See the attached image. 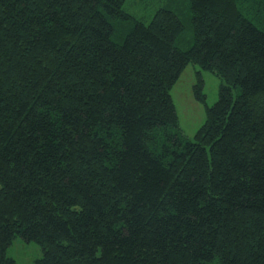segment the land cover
<instances>
[{"label":"trees","instance_id":"obj_1","mask_svg":"<svg viewBox=\"0 0 264 264\" xmlns=\"http://www.w3.org/2000/svg\"><path fill=\"white\" fill-rule=\"evenodd\" d=\"M0 0V264H264V0ZM221 79L192 139L170 89ZM197 73L196 97L205 100Z\"/></svg>","mask_w":264,"mask_h":264},{"label":"rangeland","instance_id":"obj_2","mask_svg":"<svg viewBox=\"0 0 264 264\" xmlns=\"http://www.w3.org/2000/svg\"><path fill=\"white\" fill-rule=\"evenodd\" d=\"M159 6L171 8L182 18L185 28L177 44L187 48L193 40L189 0H127L125 4L128 12L135 17L145 16L146 18H150L154 9ZM198 72L203 80L204 101L196 97L195 84ZM220 83L221 79L212 72L201 68L199 64L189 63L172 85L170 95L178 115L179 125L189 139L194 137L197 129L205 121V105H212L217 100ZM6 254L17 264H34V261L42 255V248L37 242L26 241L16 235L8 245Z\"/></svg>","mask_w":264,"mask_h":264}]
</instances>
